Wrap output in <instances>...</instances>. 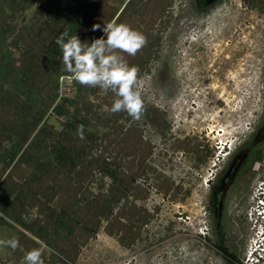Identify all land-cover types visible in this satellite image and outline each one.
Returning a JSON list of instances; mask_svg holds the SVG:
<instances>
[{"label":"rangeland","instance_id":"rangeland-1","mask_svg":"<svg viewBox=\"0 0 264 264\" xmlns=\"http://www.w3.org/2000/svg\"><path fill=\"white\" fill-rule=\"evenodd\" d=\"M60 1L64 0H33L24 9L10 8L0 1V30L4 31L0 50L3 62L6 61L12 70L8 80L0 77V119L7 124L16 116L15 106L21 110L25 103L38 96V92L28 91L26 84H21L26 74L17 67L23 64L21 56L27 45L21 37L36 30L50 14L55 15ZM77 1H89L101 16L109 11L113 14L112 19L127 2L65 0L71 5ZM161 6L164 11L156 18L153 30L148 32L150 36L157 34L159 40L137 69L129 92L119 99L121 113L116 120H113L109 106L113 86L100 80L103 76L94 68L95 60L89 57L100 39L74 73L60 74L56 78L57 90L49 89L56 93L52 106L63 97H74L76 103H65L63 113L58 115L51 106L41 120L47 132L60 131L66 118L78 110L79 115L89 119V127L98 144L91 147L89 154L94 156L101 151L106 156L116 155L123 170L128 169L127 161L131 156L117 152L123 142L117 146L108 144V136L114 137V132L121 128L138 129L142 141L137 150L150 147L145 159L148 167L136 179V184L146 189L145 196L133 199L129 193L113 208L116 212L123 204V209L128 210L133 202L150 213L141 225L135 222L138 236L130 245L119 243L118 234L105 232L106 219L101 217L93 235L86 240L77 238L75 254L67 264H232L213 245L212 225L207 239L198 237L197 230L206 219L211 222L214 207L208 206L210 180L224 160L221 166L226 167V158L230 154L222 158L225 152L218 154V147L227 142L232 151L264 121V0H208L202 8L198 0H169ZM132 20L138 21V15L134 13ZM138 24L140 27L145 25L141 21ZM81 67V76L75 79ZM119 81L118 76L116 82ZM12 94L18 97L15 106L12 99H8ZM49 137L44 135V140L35 144L37 154L33 158L25 156L26 162H20L21 171L17 173L20 176L13 175L18 182L31 180L34 191L43 179L50 180L43 173L47 165L40 168L38 164L48 161L56 164L45 144ZM11 144V141L2 143L4 147ZM25 145L15 159L24 157ZM257 149L252 148L249 153L250 174L260 167ZM6 160L4 150L0 149V181L11 169V165H5ZM213 161L217 162L218 169L213 168V174L205 184L203 181L208 177ZM244 172L239 173L241 179L246 178ZM165 180L173 183L166 194L157 188V183ZM245 183L240 180L223 186L222 207L215 211L226 233V245L237 256L240 255V240L235 242L229 236L230 219L236 220L238 229H244L246 235V226L239 214L246 208L248 200L244 206L233 202L234 194L242 190ZM109 184L108 177L94 170L91 179L84 181L79 189L76 204L84 206L100 188L105 191ZM37 196L43 203L44 198L39 193ZM47 205L58 210L56 198ZM38 217L42 221L43 215L36 206L26 207L21 214L25 222ZM120 220L126 219L121 217ZM24 235L36 241V247L30 253L24 248L19 249ZM241 242L240 247L244 246L245 238ZM67 249L69 252L70 247ZM54 253L51 244L34 237L0 212V264H47Z\"/></svg>","mask_w":264,"mask_h":264},{"label":"trees","instance_id":"trees-1","mask_svg":"<svg viewBox=\"0 0 264 264\" xmlns=\"http://www.w3.org/2000/svg\"><path fill=\"white\" fill-rule=\"evenodd\" d=\"M0 1L7 3L10 8L24 9L33 0ZM167 1L169 0H127L117 16L112 19L113 14L109 11L102 16L98 14L89 1L81 3L77 1L71 5L64 0L59 2V10L55 15L50 14L36 30L21 37L27 43L23 52L25 56H21L24 58L23 64L17 67L18 71L26 74L21 84L25 83L28 91L38 92V96L33 101L25 103L21 110H17L15 106L17 95L8 96L15 106L13 110L16 116L10 118V124L0 119V149L4 150L7 159L5 165L8 167L11 165V169L0 181V212L34 237L53 246L55 253L47 264H67L75 254L77 238L86 240L93 235L101 217L106 219L104 226L106 233L118 234L119 243L130 245L139 233L135 222L141 225L150 216L145 208L136 206L133 202H130L128 210L123 209L122 204L113 212L114 206L122 198L126 199L129 193H132L133 199L144 197L146 193L144 187L136 184V179L143 175L148 167L145 159L150 150L149 146L144 150H137L142 141L140 130L121 128L119 132H114V137L108 136V144L117 146L123 142V146H119L117 152L121 151L123 155L131 156L127 161L128 169L123 170L116 155L106 156L101 151L94 156L89 154L91 147L98 144L89 127V119L79 115L78 110L66 118L61 130L55 134L47 132L41 120L56 98V93L49 91L50 87L54 91L57 90L56 78L60 74L74 73L99 39L98 45L89 57L95 60L94 68L103 76L100 80L113 86L110 88L113 97L109 106L110 114L113 115V120H116L121 113L119 99L129 92L137 69L149 57L150 50L159 40L157 34L150 36L148 32L153 30L156 18L164 11L161 4ZM198 1L202 8L208 0ZM66 6L68 8H65ZM134 13L138 15V21L132 20ZM110 21L112 22L107 27ZM139 21L145 25L140 27ZM0 31L1 38L4 31ZM0 64H2L0 77L8 80L12 70L6 61L3 62L1 50ZM81 70L82 67L77 71L75 79L80 78ZM118 76L120 81L116 82ZM65 103L75 104L76 100L74 97L61 98L59 103L52 106L53 112L57 115L63 113ZM44 135L50 136L45 144L48 151L53 154L56 164L49 161L38 164L40 168L47 165L43 173L50 177V180L43 179L34 191L31 180L18 182L13 179V175H18V171H21L19 164L21 161L26 162L25 156L33 158L37 154L35 144L44 140ZM5 141H11L12 144L4 147L2 143ZM24 144H26L23 149L24 157L15 159ZM94 170L108 177L110 184L105 191L100 188L90 202L79 207L76 204L78 191L84 181L91 179ZM33 175L35 176V171ZM36 176L38 177L37 174ZM171 186L173 183L166 180L157 183V188L164 194ZM38 193L44 198L43 203L37 196ZM54 198L58 200L59 206L56 207L58 210L47 205ZM42 204L47 210L46 213ZM33 206H36L43 215L42 221L38 217L25 222L21 214L26 211V207ZM121 217L126 220L121 221ZM214 233L216 247L225 254L235 257L228 251L226 233L220 224H215ZM19 246V249L24 248L30 253L35 249L36 241L24 235ZM67 246L70 247L69 252Z\"/></svg>","mask_w":264,"mask_h":264},{"label":"flooded vegetation","instance_id":"flooded-vegetation-1","mask_svg":"<svg viewBox=\"0 0 264 264\" xmlns=\"http://www.w3.org/2000/svg\"><path fill=\"white\" fill-rule=\"evenodd\" d=\"M253 133L246 136L240 144L237 146H234V149L230 152V154L227 156V163L226 167H222L225 163V160L221 162L222 164L219 165V171L213 175L211 178V184H210V194H209V200H208V206H213V216H211V222H209V219H206V223L203 225H200V227L197 230L198 237L207 239L209 232L211 231V225H212V237H213V245H215L216 236L214 233V226L215 224H220L219 220L217 218L216 212L221 209L222 207V189L223 186H230L231 184H235V182H239L240 180L245 181V186L242 190L237 192L236 196H234L233 202L236 203L237 206H244L247 203L249 191L252 185V181L254 178V174L248 173V167L250 165V160L248 159L249 153L252 148L257 147L258 152L257 155L259 156L258 159L261 161L264 158V121L260 124L259 127H257L255 130H252ZM216 168V169H218ZM245 171L244 174H246V178L241 179L239 177V173ZM249 174V176H248ZM216 211V212H215ZM207 218V217H206ZM238 223L236 220H234L232 217L230 219V234L229 236L234 241L237 242L240 240V243H238V252L242 250V247H240L241 240L245 238V231L244 229L240 230L238 229ZM244 244V243H243ZM228 247V246H227ZM216 249L225 257L228 261H230L232 264H239L240 263V255H236L234 250H230L228 247V251L232 252L235 257L230 256L228 254H225L222 250H219L217 247ZM239 253V254H240Z\"/></svg>","mask_w":264,"mask_h":264},{"label":"built area","instance_id":"built-area-1","mask_svg":"<svg viewBox=\"0 0 264 264\" xmlns=\"http://www.w3.org/2000/svg\"><path fill=\"white\" fill-rule=\"evenodd\" d=\"M217 152L223 154L222 145L218 147ZM216 163L213 161L212 168L207 174L208 177L203 181L205 184H208ZM254 179L248 196V204L239 214L246 226L245 243L240 253L239 264H264V158L255 172Z\"/></svg>","mask_w":264,"mask_h":264},{"label":"clouds","instance_id":"clouds-1","mask_svg":"<svg viewBox=\"0 0 264 264\" xmlns=\"http://www.w3.org/2000/svg\"><path fill=\"white\" fill-rule=\"evenodd\" d=\"M227 148V150H224L223 152H225L224 154H223V157L222 158H224L227 154H229L231 151V146L228 144L227 145V142H224L223 144H222V150L223 149H226ZM225 155V156H224Z\"/></svg>","mask_w":264,"mask_h":264},{"label":"bare ground","instance_id":"bare-ground-1","mask_svg":"<svg viewBox=\"0 0 264 264\" xmlns=\"http://www.w3.org/2000/svg\"><path fill=\"white\" fill-rule=\"evenodd\" d=\"M221 153V152H220Z\"/></svg>","mask_w":264,"mask_h":264},{"label":"crops","instance_id":"crops-1","mask_svg":"<svg viewBox=\"0 0 264 264\" xmlns=\"http://www.w3.org/2000/svg\"><path fill=\"white\" fill-rule=\"evenodd\" d=\"M24 230V229H23Z\"/></svg>","mask_w":264,"mask_h":264}]
</instances>
